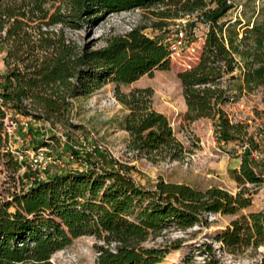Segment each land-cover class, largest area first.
Returning a JSON list of instances; mask_svg holds the SVG:
<instances>
[{
	"label": "trees",
	"instance_id": "trees-1",
	"mask_svg": "<svg viewBox=\"0 0 264 264\" xmlns=\"http://www.w3.org/2000/svg\"><path fill=\"white\" fill-rule=\"evenodd\" d=\"M235 1L0 0V42L7 48V71L0 81V165L13 174L23 165L9 147L7 116L80 129L72 121L71 98L86 96L108 81L116 84L115 95L129 110L120 125L129 133L130 152L152 161L185 157L188 150L169 118L151 106L153 89L125 93L119 88L155 69H169L168 45L149 36L146 25L111 36L100 47L81 45L65 32L67 26L97 25L110 13L134 8L151 11L159 29L170 19L188 15L197 18L193 25L198 20L209 24L199 62L178 73L187 104L185 119H213L220 141L245 139L246 126L232 121L226 105L235 98L232 89L262 88L264 100V7L262 19L241 26L240 37V18L221 23ZM237 69L241 78L233 75ZM234 81L238 88H233ZM79 142L83 152L75 145L71 152L85 158L84 167L35 180L0 204V264H54L56 251L86 235L99 241L97 264H159L169 247L151 241L169 229L205 224L210 214H238L253 203L254 192L246 184L264 182L249 148L234 170L241 187L234 193L221 186L200 189L162 178L144 186L135 179L133 166L108 154L109 167L93 157L102 152L98 147L90 150ZM218 240L232 255L257 251L264 245V210L232 220ZM208 257L207 264H222L215 255Z\"/></svg>",
	"mask_w": 264,
	"mask_h": 264
},
{
	"label": "rangeland",
	"instance_id": "rangeland-1",
	"mask_svg": "<svg viewBox=\"0 0 264 264\" xmlns=\"http://www.w3.org/2000/svg\"><path fill=\"white\" fill-rule=\"evenodd\" d=\"M263 7L264 0H236L235 7L228 12L221 23L234 22L240 18L242 23L237 28L241 37L244 24L262 19ZM196 19L195 16L170 19L164 28L159 29L154 26L157 18L151 11L135 8L110 13L97 25H85L81 29L65 27V32L70 38L81 45L93 44V47L105 45L108 38L125 34L134 25H146L145 32L151 37H159L165 44H168L178 25L187 29L188 44L180 52L170 56L169 69H155L152 74H145L130 84L119 86L125 93L136 88L153 89L151 106L169 118L176 137L186 146L188 151L183 159L152 161L128 150L129 133L121 128L120 121L129 110L116 97V84L108 81L86 96L71 98L72 121L81 125L80 129L60 124L53 127L45 120L35 121L22 115L16 117L9 115L10 119L17 123L10 136L9 147L23 165L16 174L4 164L0 165V204L11 199L12 193L19 192L24 186L27 188L35 180L84 167L85 158L71 152L73 145L75 150L83 152L79 147V141L85 142L84 145L90 150L98 147L102 152L93 154V157L101 163L108 164L109 167H111L110 159L105 158L108 154L117 161L133 166L132 173L135 179L144 186H154L162 178L165 181L187 183L200 189L221 186L235 193L241 187L235 178L234 170L240 168L242 154L246 148L251 149L253 163L264 177L262 88L252 92L232 89L235 98L226 105L232 121L246 126L248 136L245 139L220 141L215 132L213 119L200 118L194 121L185 119L187 104L178 73L199 62L210 29L209 24L203 20H198L193 25L192 22ZM6 53V46L0 42V81L7 71L4 61ZM231 75L226 76L227 83ZM233 75L241 78V70L237 69ZM233 85V88H238L237 82L234 81ZM113 98L118 102H114ZM249 138L255 144H252ZM40 149L60 159L61 162L34 171L30 166L32 155ZM25 173H29V176H25ZM246 186L254 192L253 203L238 214H210L205 224H196L184 230L169 229L156 241H151L150 244L169 247V253L159 264H186V260L187 264H207L208 256L212 255H215L222 264H264V245L257 251L250 248L243 254L232 255L224 250L221 241L218 240V236L227 229L232 220L242 214L248 215L264 210V182L259 185L247 183ZM98 242L95 236L78 237L71 245L56 251L51 261L54 264H97Z\"/></svg>",
	"mask_w": 264,
	"mask_h": 264
},
{
	"label": "built area",
	"instance_id": "built-area-1",
	"mask_svg": "<svg viewBox=\"0 0 264 264\" xmlns=\"http://www.w3.org/2000/svg\"><path fill=\"white\" fill-rule=\"evenodd\" d=\"M136 26L137 25L132 26L128 31H126V33L131 31ZM187 44H188L187 29L185 27H181L178 25L174 31V34L171 36L167 44L171 55L180 52L183 48L187 46ZM113 101L118 102L115 98H113ZM16 125H17L16 121L10 119V116H7L6 127L10 136L12 135ZM59 162H61L60 159L52 155H49L48 153L40 149L32 155L30 166L31 169L37 171V170H41V168H46V166H49L51 164H58Z\"/></svg>",
	"mask_w": 264,
	"mask_h": 264
}]
</instances>
